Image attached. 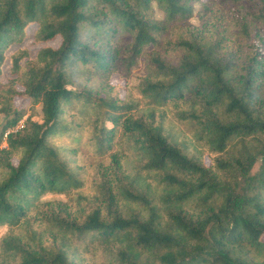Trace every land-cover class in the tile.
<instances>
[{
	"label": "trees",
	"instance_id": "trees-1",
	"mask_svg": "<svg viewBox=\"0 0 264 264\" xmlns=\"http://www.w3.org/2000/svg\"><path fill=\"white\" fill-rule=\"evenodd\" d=\"M27 37L0 264H264V0H0V71Z\"/></svg>",
	"mask_w": 264,
	"mask_h": 264
},
{
	"label": "rangeland",
	"instance_id": "rangeland-1",
	"mask_svg": "<svg viewBox=\"0 0 264 264\" xmlns=\"http://www.w3.org/2000/svg\"><path fill=\"white\" fill-rule=\"evenodd\" d=\"M190 22L192 23H196V19L195 17H192L190 19ZM32 29L34 30V26H31ZM60 42L59 37H56L53 41L49 42V43H35L33 41V39L31 37H27L25 38L22 43L18 44V45H9L6 47L5 49V55H6V61L5 64L2 66L1 71H0V83H6L8 82L10 79L14 78V76H12L11 72H10V68H9V64H10V60L8 59V57L10 55H12L13 53H15L18 50H26L28 52V58H33L36 54V52L38 51V49L40 47H44V46H50V47H57L58 44ZM21 64L25 63V60H21L20 62ZM142 66H143V62L142 59H138V62L136 64V66L132 69L131 72V76L128 80L127 83V87L129 88V92L132 93V95H135V90L133 89L134 85L137 84L138 82V78L142 75ZM112 83H117L119 84L120 82H118L117 78L114 76L112 78ZM124 92L120 91V95L123 96ZM26 101H23L21 98H16L15 99V105L19 106V104L21 105H25ZM39 109V107L37 108V110ZM26 119V116H23L20 120H22L24 122V120ZM0 122H1V117H0ZM51 200H65L64 196L62 195H55V194H47L41 197V201H51ZM5 231V227H0V235Z\"/></svg>",
	"mask_w": 264,
	"mask_h": 264
},
{
	"label": "built area",
	"instance_id": "built-area-1",
	"mask_svg": "<svg viewBox=\"0 0 264 264\" xmlns=\"http://www.w3.org/2000/svg\"><path fill=\"white\" fill-rule=\"evenodd\" d=\"M22 127H23V121H22V120H19L13 128L8 129V130L5 132V134H4V136H3V142H4V139H5V137H6V135H7L8 133H10V132H16V131H18L19 129H21Z\"/></svg>",
	"mask_w": 264,
	"mask_h": 264
}]
</instances>
